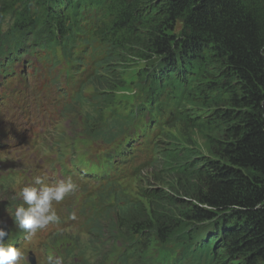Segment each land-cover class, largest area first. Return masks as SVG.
Wrapping results in <instances>:
<instances>
[{
	"label": "trees",
	"instance_id": "trees-1",
	"mask_svg": "<svg viewBox=\"0 0 264 264\" xmlns=\"http://www.w3.org/2000/svg\"><path fill=\"white\" fill-rule=\"evenodd\" d=\"M29 48L51 53L39 61L61 65L55 80H65L54 84L58 96L45 75L46 131L34 127L31 136L38 149L74 111L84 83L105 91L124 85L138 60L147 62L139 81L152 103L118 115V124L151 113L180 123L160 148L148 142L147 121H138L135 130L120 129L123 139L104 154L108 172L119 158L147 150L143 162L162 173L153 179L163 186L144 189L147 205L118 216L129 243L123 260H144L154 238L177 251L171 264H264V0H0V75L28 85ZM113 101L102 96L101 116ZM16 200L0 203L1 217ZM10 225L6 241L15 242ZM104 227L95 222L93 233Z\"/></svg>",
	"mask_w": 264,
	"mask_h": 264
},
{
	"label": "rangeland",
	"instance_id": "rangeland-1",
	"mask_svg": "<svg viewBox=\"0 0 264 264\" xmlns=\"http://www.w3.org/2000/svg\"><path fill=\"white\" fill-rule=\"evenodd\" d=\"M45 65L49 71L47 89L52 90V94L61 96L57 87L54 86L56 82L60 86L65 81L63 77L55 80L61 65L58 68L47 62ZM145 67H147V62L144 60L132 62L124 73L125 84L117 83L108 91L97 87L94 82L84 83L80 100L72 105L74 111L68 112L65 119H61L39 149L30 143L14 151L13 144L16 139H6L5 143L11 145L12 151L0 152V202L10 197L8 191L12 194L8 200H19L20 189L25 179L33 176L31 164L36 158L42 163L41 170L44 175L43 169L45 165L50 166L49 160L53 161L56 158L61 160L67 154H71L76 159L91 155L92 160L101 164L100 158L104 159V154H107L120 139H123L117 135L119 130H135L139 128L138 121L143 123L147 121V124L152 127V135H156L152 144L157 143L160 148L167 145L169 134L177 136V129L181 127L179 122H176L175 126H169V123L165 122L166 118H160L153 113L142 116L135 123L128 121L124 126L118 124V115L148 109L152 103L150 94L148 96L144 94L139 81V78L141 79L140 70ZM100 71L104 72L105 69L100 68ZM74 87L77 88L78 84ZM105 93H111L114 101L104 109L101 116L98 108L101 106L100 101ZM4 111L8 118L12 111L11 108L5 107ZM150 117H154L155 121L160 123L159 126L154 127V123H150ZM101 118L106 121L101 126H97L100 124L97 121ZM60 132H63L62 137H56ZM155 152L157 153L158 150ZM150 157V151L142 150L137 156V162L150 160ZM158 170V167L147 168L146 166H143L142 170L139 167L138 170H131L129 173L113 169L115 173L113 183L101 188H98L100 183H97L95 186L88 187L85 193L80 192L72 197L70 193L58 203L59 207L55 208L59 216L58 222L67 219V212L70 209L75 215H79L81 210L85 209L87 220L82 227L70 226L58 234L46 237L47 230L52 231L50 227H58L59 223L48 225L45 229L38 230L31 239H25V237L20 239L25 248V254L29 255L33 252L36 264H56L57 253L63 260L62 264H171L177 251L167 246L163 248L159 240L154 238H151L149 247L146 245L147 255L144 260L140 262L123 260L129 243L123 235L125 230L118 226V216L125 209L143 202L147 205L148 200L144 191L146 187L153 186L151 184L163 186L162 182L153 179V175H162L158 173ZM3 178L12 182L6 181L3 184ZM0 222H2L1 217ZM95 222L105 226L104 229L93 233Z\"/></svg>",
	"mask_w": 264,
	"mask_h": 264
},
{
	"label": "clouds",
	"instance_id": "clouds-1",
	"mask_svg": "<svg viewBox=\"0 0 264 264\" xmlns=\"http://www.w3.org/2000/svg\"><path fill=\"white\" fill-rule=\"evenodd\" d=\"M35 185L39 187L22 188L19 196L27 207L21 205L14 213V222L26 232L25 239H31L38 230L45 229L50 223L58 222L59 216L53 202L63 201L76 189L71 177L54 184H46L41 177H36ZM9 235V231L0 227V264H20L25 259L24 253L14 244L6 243L5 237ZM56 264H62L61 260H57Z\"/></svg>",
	"mask_w": 264,
	"mask_h": 264
},
{
	"label": "bare ground",
	"instance_id": "bare-ground-1",
	"mask_svg": "<svg viewBox=\"0 0 264 264\" xmlns=\"http://www.w3.org/2000/svg\"><path fill=\"white\" fill-rule=\"evenodd\" d=\"M8 18H9V14H7V15H5V20H4V23L5 22H7V20H8ZM3 23V24H4ZM29 51H31L30 53L32 54V55H26V58H30V60H29V62H28V65H27V68H25V71L29 68V67H31V66H37L38 65V63H39V55H46V54H51V53H49L48 51H46V50H42V49H40L38 52H36L35 54H34V52H35V49H32V48H29ZM14 62V61H13ZM52 62H53V60H51V62L49 61V62H47V63H49L51 66H53V64H52ZM18 64H20V62H18L16 65H18ZM56 68V67H55ZM19 72H22V69L20 68L19 69ZM68 72V71H67ZM72 72V71H71ZM73 74V73H72ZM70 78V77H69ZM75 79V78H74ZM74 79H73V81H74ZM69 81H72V80H69ZM75 82V81H74ZM72 85V84H71ZM74 85V84H73ZM85 85V84H84ZM102 125V123H100V124H97V126H101ZM152 128V127H151ZM152 132H153V129H151V130H149L148 131V133L150 134V137L148 138V142H150L151 144H152V142H153V140H154V138H153V135H152ZM154 147H155V143L154 144H152ZM126 148V147H125ZM130 152V151H129ZM142 164L144 165V166H146L147 168H154V166H152L151 164H147V163H144L143 161H142ZM52 170L55 172V173H57V170H56V168H54V167H52Z\"/></svg>",
	"mask_w": 264,
	"mask_h": 264
},
{
	"label": "water",
	"instance_id": "water-1",
	"mask_svg": "<svg viewBox=\"0 0 264 264\" xmlns=\"http://www.w3.org/2000/svg\"><path fill=\"white\" fill-rule=\"evenodd\" d=\"M3 226V225H2ZM7 230V229H6Z\"/></svg>",
	"mask_w": 264,
	"mask_h": 264
}]
</instances>
